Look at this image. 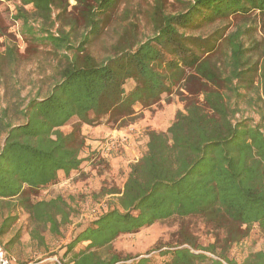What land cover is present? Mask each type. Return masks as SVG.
Masks as SVG:
<instances>
[{
	"label": "trees",
	"instance_id": "trees-1",
	"mask_svg": "<svg viewBox=\"0 0 264 264\" xmlns=\"http://www.w3.org/2000/svg\"><path fill=\"white\" fill-rule=\"evenodd\" d=\"M75 1L69 11L68 0H19L14 20L22 23L27 52L40 54L50 46L56 64L54 83L44 96L28 100L23 122L4 125L0 238L16 223L18 206L35 224L32 239L43 244L41 231L59 234L71 221L70 204L61 196L32 197L87 164L82 127L123 126L134 119L137 105L149 108L181 87L188 91L184 109L166 131L147 133L146 151L131 164L122 191L109 193L118 202L81 226L64 246L62 262L264 264V251L242 261L229 255L253 228L264 234V124L236 118L239 106L232 101L256 84L264 89V39L248 43L246 25L231 30L233 19L255 15L264 22V0H152L135 10L133 0ZM109 30L116 40L99 60L89 46ZM21 57L16 45H5L0 73ZM73 119V130L63 132ZM191 217L203 218L217 232L215 242L201 246L179 232L175 246L157 250L159 261L152 252L133 260L113 250L123 236ZM18 241L20 234L10 244ZM0 248L7 250L1 242Z\"/></svg>",
	"mask_w": 264,
	"mask_h": 264
},
{
	"label": "rangeland",
	"instance_id": "rangeland-1",
	"mask_svg": "<svg viewBox=\"0 0 264 264\" xmlns=\"http://www.w3.org/2000/svg\"><path fill=\"white\" fill-rule=\"evenodd\" d=\"M151 2L152 0H133L132 7L134 10L138 6L146 9ZM68 3L69 11L77 4L75 0H68ZM19 6V0H0V24L3 27L0 31V50L7 44L16 45L22 56L15 65L5 66L0 73V148L5 137L4 125L22 123L21 111L28 100L37 95L44 96L54 83L56 59L51 53L52 48L44 46L40 48V54L27 52L28 43L21 34L22 23L14 20ZM26 9L31 11L32 7L27 6ZM254 16L248 21H231V30L237 25H246L251 29L246 39L248 43L255 38L261 41L264 39V22L261 17ZM141 29L145 32L150 29L145 19H141ZM115 40V33L109 30L98 37L89 49L101 60L108 55ZM256 86L258 88L252 90H241L242 97H232V101H237L239 106L236 118H251L264 124V89L260 85ZM129 87L131 85H128V89ZM187 95L188 91L180 87L171 96L164 97L149 108L137 105L134 119L123 126H83L82 134L86 139L83 156L89 158L87 164L69 179L62 177L60 183L32 197L34 201L63 197L73 209L70 223L62 226L59 234H53L49 230L41 231L45 242L41 244L39 240L31 238L30 232L35 224L31 223L27 211L18 206L13 213L18 217L16 223L0 238V242L7 248L2 251L4 256L12 264H63L61 256L64 246L83 228L81 226L102 214L110 204L118 202L117 195L109 193L122 191L131 164L146 151L147 133L152 130L166 131L177 111L184 109L183 99ZM77 123L73 119L62 131L71 132ZM4 211L7 214L6 208ZM1 222L0 215V224ZM182 231L191 234L201 246L215 242L217 234L201 217L174 218L117 239L113 250L123 259L133 257V260L152 252L150 256L159 261L160 251L157 250L175 246L178 234ZM16 234H20V241L10 244ZM223 237L221 234L220 238ZM82 248L80 246L78 250ZM257 251H264V234L255 227L247 240L239 245H232L229 255L242 261L250 252ZM102 254L106 255V251H102Z\"/></svg>",
	"mask_w": 264,
	"mask_h": 264
},
{
	"label": "built area",
	"instance_id": "built-area-1",
	"mask_svg": "<svg viewBox=\"0 0 264 264\" xmlns=\"http://www.w3.org/2000/svg\"><path fill=\"white\" fill-rule=\"evenodd\" d=\"M0 264H12L5 256L4 253L2 252L0 248Z\"/></svg>",
	"mask_w": 264,
	"mask_h": 264
},
{
	"label": "crops",
	"instance_id": "crops-1",
	"mask_svg": "<svg viewBox=\"0 0 264 264\" xmlns=\"http://www.w3.org/2000/svg\"><path fill=\"white\" fill-rule=\"evenodd\" d=\"M100 131H101V130H100ZM117 160H118V159H117ZM117 160H116V161H117Z\"/></svg>",
	"mask_w": 264,
	"mask_h": 264
}]
</instances>
